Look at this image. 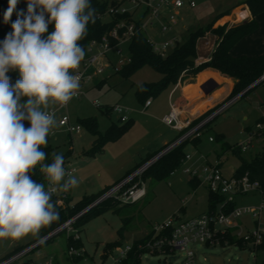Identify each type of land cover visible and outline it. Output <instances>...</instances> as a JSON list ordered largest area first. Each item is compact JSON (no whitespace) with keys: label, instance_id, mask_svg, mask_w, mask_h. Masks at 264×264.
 <instances>
[{"label":"rangeland","instance_id":"374dc122","mask_svg":"<svg viewBox=\"0 0 264 264\" xmlns=\"http://www.w3.org/2000/svg\"><path fill=\"white\" fill-rule=\"evenodd\" d=\"M193 1L196 3L194 7H191L186 0L184 6L178 9L169 7L171 10H166L167 8H164L162 12L165 16L168 12V14L171 12L178 14L177 23L166 32L160 33L156 26L153 29H148L147 34L159 42L177 39L178 43H182L192 31L201 26H207L234 2V0ZM103 19L109 21L110 16L106 15ZM209 35L206 34L203 38ZM128 44H124L123 55H128ZM175 46L176 43L171 46L170 51ZM200 50V55H207L203 51L202 45H200ZM97 52L98 50H96ZM110 57L116 63L119 55L111 52ZM103 78L107 79L106 82L100 87L96 86L95 82ZM162 78V73L149 65L138 68L128 79L113 72L111 66H108L104 73L80 86L81 97L73 99L68 107L56 112L58 125L49 134L46 146L57 147L60 153L72 150L69 160L77 170L73 176L77 177L83 173L88 178L85 183L79 182L77 187L72 188V204L86 194L91 195L99 192L104 187L103 181L106 179L110 181L121 180L130 169L147 156L148 151L145 150L151 139H163L166 136L167 139L173 140L179 137V130H174L164 122L149 121L138 115L144 111L142 103L136 95L137 86L143 82H158ZM169 90L170 87L162 93L167 95ZM223 100L209 107L206 111L219 105ZM94 102L101 106H97ZM116 104L128 108V114L135 119L136 125L119 138L108 141L104 151L95 155L83 154L84 150L92 146L95 138L87 128L82 125L80 132L69 133L66 127L59 125V119L62 115H68L73 124L80 123V119L95 117L98 121L99 130L105 132L112 122L122 124L118 113L113 111L106 113L104 109L106 106ZM262 116H264V86L260 85L248 96L236 100L218 114L200 132L197 143L192 140L185 142L183 150L191 158L179 169L162 179L146 178L144 183L148 194L143 199L129 205L122 204L109 209L78 228L73 225V229L79 231L83 241L82 248L85 251L84 258L78 260L76 264H115V258L119 255L120 250L144 239L156 225L175 215L188 218L206 212L209 209V188L203 183L195 188L191 182L194 176L187 173L186 169L199 170L207 163L216 165L219 160L224 175L231 177L240 165V159L234 151L226 149L222 140L217 139V135L224 134V140L230 145L238 146L241 142L246 143L251 140L248 143V148L241 153L243 157L250 159L258 154L264 145V137L256 134L258 131L257 122ZM210 138L213 140L211 141ZM82 161L87 162L83 163ZM245 196L242 194L235 195L237 206L252 204L247 203L250 199ZM220 206L217 205V210L221 208ZM257 220L250 213L243 214L234 219L229 229H232L233 234L236 235L239 233L248 235L256 231L257 228L264 233V211L260 221ZM238 225L241 228H237ZM70 233L72 234L73 231ZM68 234L67 230L56 234L27 257L39 260L42 257L52 256L59 261V264H72L67 255ZM39 235L30 234L19 240H0V258L16 247L33 242ZM116 241H120V245L115 247L104 260L102 257L104 245ZM192 246L198 264H260L264 259V250L256 252L250 247L242 248L235 244L225 246L219 243L213 246L196 244ZM184 257V253L179 251L174 255L145 252L140 264H183Z\"/></svg>","mask_w":264,"mask_h":264},{"label":"clouds","instance_id":"9594fccd","mask_svg":"<svg viewBox=\"0 0 264 264\" xmlns=\"http://www.w3.org/2000/svg\"><path fill=\"white\" fill-rule=\"evenodd\" d=\"M18 3L8 0L3 19L12 30L0 41V240L38 236L59 219L53 194L79 184L62 153L42 163V147L58 125L56 106L78 94L86 55L80 41L96 20L91 0H27L26 12ZM10 71L20 75L14 84ZM38 165L47 188L31 174Z\"/></svg>","mask_w":264,"mask_h":264},{"label":"trees","instance_id":"16d2710c","mask_svg":"<svg viewBox=\"0 0 264 264\" xmlns=\"http://www.w3.org/2000/svg\"><path fill=\"white\" fill-rule=\"evenodd\" d=\"M112 2V0H91L92 7L96 9V20L95 23H90L88 25L87 34L84 39L80 41V44L84 47V49L87 48L90 41L94 39L99 40L104 35L108 34L115 25L116 19L114 16H110L109 21H104L103 19L106 16V12L108 11L109 7L112 5ZM243 4H245L249 8L252 16L251 19H245L239 23H235L232 25H230L229 23H225L223 25L215 26V23L220 18L230 13V11L228 10L224 11L220 13L207 26H201L195 31H192L189 34L188 38L182 43L177 42L176 46L165 55L156 53L150 45L146 34L141 29H139V27H136V32L132 36L131 41L128 44V54H130L131 56V61L124 65L120 71L115 73H119L123 78L128 79L138 68L144 65H149L155 70L162 73L163 78L161 79V81L154 83L143 82L137 86L136 95L142 104H144L149 98L157 97L168 87L173 86L179 81L185 80L186 78H194L199 72L206 69L218 71L221 75L230 77L234 80V87L230 94L223 100V102L235 97L236 95L246 90L253 83L258 81L264 74V54L257 56L243 55L237 57L231 54L232 48L240 40L257 30L258 21L256 20V16L264 12V0H245ZM7 8L8 0H0V41H2L5 35L12 30L11 21L6 24L4 23L3 19L4 13L6 12ZM20 10H24L26 12L27 0H19L17 11ZM15 19L16 13L14 12L11 20L14 21ZM124 19L128 21L131 18H129V16H124ZM52 30L53 26L50 25L49 31L51 32ZM206 34L215 36L216 44L209 60L198 63L197 45L199 40L202 39ZM8 75L11 77V82L13 84L17 79L20 78L18 71H12L8 73ZM106 80V78L99 79L95 82V85L100 87L106 82ZM260 85L264 86V80H261L254 87L247 90L244 94L239 96L238 99L248 96L255 88ZM223 102L199 115L195 119L194 123L210 115ZM105 112L111 113L112 110L108 108V106H106ZM216 117L217 116H215L212 120H214ZM261 120L262 117L258 119V121ZM211 121L206 123L203 128L207 127L211 123ZM24 123L25 127L30 126L29 122L25 121ZM80 123L95 136L92 146L89 149L83 151L84 155L92 156L98 152H102L104 146L108 141L115 140L122 136L125 132H127L134 125V119L129 118L127 121L122 122V124L112 122V124L105 130V132H101L99 130L98 121L95 117L80 119ZM256 134L259 136L262 135L264 137V129L258 130ZM199 137L200 135L188 140H193L197 143ZM224 137V134L217 135V139L222 140V143L224 144V146H226V149H231L232 151H234L240 159V165L235 170L233 176L241 177L245 174H248L251 181H258L261 188L264 189V145L262 146V150L258 154L251 157L250 159H247L241 155L243 150L240 147H238L237 145H230L224 140ZM188 140L182 142L181 144L170 150L168 153L162 155L151 165H149L141 175L142 180L144 181L148 177L162 179L172 174L175 170L179 169L185 162L186 152L183 150V145ZM169 144L160 148L156 152L149 154L145 159H143L136 166L130 169L124 177L130 175L133 171L150 161ZM42 150L47 153V159L46 161H44V163H50L52 161L53 153H60L57 150V147H53L51 145L43 146ZM62 154L64 156V161L66 164L72 154V150H68L67 152ZM35 171L36 172L34 173L33 179L37 180L38 182L45 183L44 176L39 171V169H36ZM191 182L194 187H197L198 184L201 183L197 178H193ZM110 186L112 185L106 186L101 191L95 194L83 196L72 206L60 208L56 205L59 211L58 221L53 222L48 227L42 228L37 239L48 234L50 231L65 223L68 219L76 216L78 213L86 209ZM52 199L55 202V198L52 197ZM225 202V195L209 190V209L206 212L211 213L217 211L218 204H223L222 208L226 212L232 210L235 206H237L235 200L228 201L226 203ZM122 204L129 205L132 203H121L119 200L115 199L105 200L89 208L86 212L79 216L74 223V227L78 228L79 226L84 225L90 219ZM152 235L153 232L151 231L144 239L133 244L131 250L119 264H140L142 255L143 253L147 252V250L145 248H140L139 244L147 242L152 237ZM220 238V244L222 246H225V242H227V244H235L242 248L250 247L256 252L264 250V237L259 243H255L252 241L253 239L246 240L244 239V237L233 234L232 229H227V232L222 234ZM67 243L68 248L72 246L78 249L83 247V241L81 237L75 239L73 234L67 236ZM120 243V241L106 243L104 245V254L102 255L103 259L105 260L108 257L109 253L114 250L115 247L119 246ZM206 246L211 245L206 244ZM23 247L24 246L14 248L12 251L3 255L0 258V261L14 254ZM153 253L157 254L159 252ZM82 257L83 256L75 257L74 259L78 261L82 259ZM20 264H28V261L21 262ZM260 264H264V259Z\"/></svg>","mask_w":264,"mask_h":264},{"label":"built area","instance_id":"2783aa9c","mask_svg":"<svg viewBox=\"0 0 264 264\" xmlns=\"http://www.w3.org/2000/svg\"><path fill=\"white\" fill-rule=\"evenodd\" d=\"M112 1V5L109 7L106 15L115 17V25L110 30V32L104 35L101 39H94L90 41L87 48L85 49V58L81 62L80 68L78 69V72L81 76L80 86L87 83L88 81L94 80L95 77L104 73L105 68L108 66H111L113 72H118L124 65L131 61L130 54L123 55L124 44L130 43L132 36L136 32V27H139V29H141L146 34L153 50L156 53H160L161 55L167 54L170 51L171 46L178 42L177 39L159 42L155 38H151V35H148L147 31L148 29H153L156 26L160 33L166 32L173 28L176 22V13H171L168 19L164 21L162 10L169 6L175 9L183 7L186 0ZM188 4L191 7L196 5L193 0H188ZM139 13L140 16L138 17ZM124 16H129L131 19L127 21L124 19ZM96 50H98L97 53ZM111 52H115L117 55H119L116 63H114L110 57ZM261 79L264 80V74ZM81 94L82 93L78 90V94L74 96L73 99L81 97ZM238 98L239 94L229 100H226L210 115L196 123H194L195 119H182L180 117L179 107L173 103L171 105L170 111L163 116V121L167 125L180 131V136L177 139L171 142L150 161L133 171L130 175L112 184V186L107 188L86 209L78 213L76 216L68 219L65 223L50 231L48 234L42 236L43 240H40L39 238L25 245L22 249L1 260L0 264H20L24 261H28V264H59V261L52 256H46L39 260L29 259L27 256L37 247L45 244L56 234L64 230L68 231V235H70V232L73 231L72 234L74 235V238L78 239L80 234L78 231L73 229L76 219L89 208L105 200L115 199L119 200L121 203H135L143 199L147 194L145 183L141 178L144 170L162 155L168 153L182 142L199 136L206 123L211 121L215 116L233 104ZM69 103L66 106H57L56 112L59 109L68 107ZM150 103L151 99H148L144 103L145 107ZM94 104L101 106L97 102H94ZM108 108H110L113 112L118 113L122 122L129 119L127 115L128 108L126 106L116 104L113 106H108ZM59 125L66 127V130L69 133L80 132L82 130V125L80 123L73 124L68 115L61 116L59 119ZM257 128L258 130L264 129V116H262L261 121L257 122ZM252 135L254 134L252 133ZM210 140H213V138H210ZM250 142L251 140L246 143L241 142L238 144V146H240V148L245 151L248 148V143ZM190 158L191 156L186 154L185 162ZM64 166L66 172L70 173L71 175L75 173V167L68 165L67 163L64 164ZM36 169H39V165ZM35 170H33L31 173L32 176H34V173L36 172ZM186 172L194 176V178L199 179L201 183L206 184L210 191L225 195L226 202L235 200L234 197L237 194H248L254 191L259 192L261 197L259 203L257 204L235 206L228 212L222 208L223 204H221V208L219 210L211 213L202 212L198 215L188 218H182L178 215H175L165 222L156 225L152 230V237L147 242L139 244L140 248H145L147 252L150 253L159 252L174 255L178 251L183 252L185 256L183 264H198L196 253L192 245L220 244V237L222 234L227 232V229L230 228V225L234 219L241 217L243 214L250 213L258 219L257 221H260L261 215L264 211V189L261 188L258 181H251L248 174H245L241 177H234L233 175L231 177L225 176L221 169V162L219 160L216 165L207 163L199 170L188 168L186 169ZM44 184L47 188L48 182L46 180ZM53 186L58 187L55 185ZM53 197L55 198L56 205L60 208H66L73 205L70 199V190L66 193L57 190L53 194ZM238 227L241 228L240 225H238L237 228ZM237 235L244 237L246 240L253 239L252 241L255 243H259L264 237V233H262L259 228L248 235H243L242 233ZM132 246H127L123 250L119 251V255L115 258V264H119L121 260L126 257ZM84 252L85 251L82 247L78 249L72 246L68 248L67 255L72 264H76L77 261L74 258L81 256L84 258Z\"/></svg>","mask_w":264,"mask_h":264},{"label":"crops","instance_id":"0c3cea01","mask_svg":"<svg viewBox=\"0 0 264 264\" xmlns=\"http://www.w3.org/2000/svg\"><path fill=\"white\" fill-rule=\"evenodd\" d=\"M244 1L245 0H234L233 4L227 9L228 11H230V13L220 18L215 23V25L216 24L223 25L225 23H229L230 25H232L235 23H239L245 19H251L252 18L251 12L249 8L245 4H243ZM169 7H167L166 10H171ZM168 13H166V16L163 15L164 21L167 20L169 15L173 12H171L170 14ZM177 15L178 14L176 13L175 24L178 21ZM256 20L258 21L257 30L245 36L242 40H240L232 48L231 54L233 56H236V57L243 56V55L257 56V55L264 54V12L257 15ZM215 44H216L215 36L209 35L208 37H205L199 40L198 42L199 46L197 45V48H198L197 62L198 63L209 60L213 52ZM200 45H202L203 51L207 53L206 56L200 55L201 53ZM234 83L235 82L232 78L223 76L218 71H215L212 69H206V70L199 72L194 78H186L185 80L180 81L179 83L173 86H170V90L168 91L167 95L165 93H162L157 98L156 97L149 98L151 99V103L146 107L144 104H142V109L144 112L138 113V115L143 119H148L149 121L164 122L163 116L166 115L170 111L171 105L175 103L179 107L180 117L182 119H186V118L196 119L199 115L203 114L209 107H212L214 104L225 99L232 91L234 87ZM127 115L129 118H133L128 114V112H127ZM134 125H136L135 119H134ZM173 129L177 130L175 128ZM173 140L167 139L166 136H164L163 139H154V140L151 139L150 144L147 145V148L145 150V151H148L147 156L153 152H156L157 150L169 144ZM193 142L196 143L195 141ZM104 149H105V146H104ZM82 162L85 163L87 161H82ZM67 164L73 166V164L71 163L69 159L67 161ZM76 172L77 170L75 171V173ZM76 178L79 182H84V183L88 179L87 176H85L83 173H81ZM111 181L109 179L104 180L103 188H105L106 186L112 185L119 180H115V181L113 180L112 182ZM71 192H72V189H70V199H71ZM86 195H89V194H86ZM242 195H246L245 197H248L250 199L249 202L247 203L257 204L259 203L261 199L260 193L257 191H254L248 194H242Z\"/></svg>","mask_w":264,"mask_h":264},{"label":"water","instance_id":"95a60500","mask_svg":"<svg viewBox=\"0 0 264 264\" xmlns=\"http://www.w3.org/2000/svg\"><path fill=\"white\" fill-rule=\"evenodd\" d=\"M262 79L260 78L258 81H256L255 83H253L251 86H249L246 90H244L242 93L239 94V96H241L242 94H244L247 90H249L250 88L254 87L256 84H258Z\"/></svg>","mask_w":264,"mask_h":264}]
</instances>
